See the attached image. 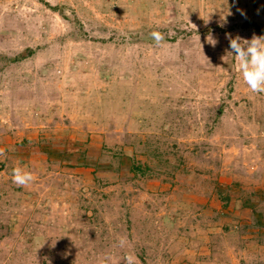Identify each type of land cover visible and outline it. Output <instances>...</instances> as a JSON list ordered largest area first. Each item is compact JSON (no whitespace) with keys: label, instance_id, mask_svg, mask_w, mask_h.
Here are the masks:
<instances>
[{"label":"rangeland","instance_id":"1","mask_svg":"<svg viewBox=\"0 0 264 264\" xmlns=\"http://www.w3.org/2000/svg\"><path fill=\"white\" fill-rule=\"evenodd\" d=\"M45 3L86 35L72 39L81 31ZM256 26L264 0H0V264H196L240 246L238 207L223 200L264 171V94L228 36H262ZM75 143L101 164L122 150L123 171L98 169L99 186L93 167H69L77 154L57 153ZM17 166L34 182L15 185Z\"/></svg>","mask_w":264,"mask_h":264},{"label":"crops","instance_id":"2","mask_svg":"<svg viewBox=\"0 0 264 264\" xmlns=\"http://www.w3.org/2000/svg\"><path fill=\"white\" fill-rule=\"evenodd\" d=\"M24 142L29 143L27 140H24ZM254 172H250V177L246 181L249 195H245L241 199H237V201L229 196H225V200H223L226 201L225 205H227L228 198V205L233 202V205L238 207L237 224L244 229L240 246L231 244L230 247H226V250H229L228 254H225L224 250L216 254L207 252V250H204L202 254H197L196 252L193 257L194 263L222 264L221 261L223 259L227 262L228 258H226V255H228L231 264H237L238 260L239 263L241 262L242 258L240 255H242L244 256V261L246 258L253 259L257 257L259 259L258 263L264 264V171L260 170L259 176L253 174ZM256 178L259 181H255ZM228 230L235 232L231 224ZM245 263L248 264L247 261Z\"/></svg>","mask_w":264,"mask_h":264},{"label":"clouds","instance_id":"3","mask_svg":"<svg viewBox=\"0 0 264 264\" xmlns=\"http://www.w3.org/2000/svg\"><path fill=\"white\" fill-rule=\"evenodd\" d=\"M193 27L195 28V25H193ZM150 35L157 46L165 41V35L160 31H152ZM174 35V31L170 30L168 32L169 39ZM228 39L229 47L231 49L228 53L233 54L237 63L238 71L242 73L244 82L253 93L264 94V36L253 34L251 39H243L239 36L232 38L229 35ZM198 40L200 41L199 35ZM207 41L212 46H215L218 43V41L211 35L207 37ZM225 57H222V59L225 60ZM4 155L5 150L0 149V157ZM11 178L12 182L18 187H27L35 180L32 172L19 166L12 169ZM126 243V237L119 239L120 247H124ZM136 260L137 258L135 255L131 253L125 254L122 258L124 264H136ZM98 264H105V260H99Z\"/></svg>","mask_w":264,"mask_h":264},{"label":"trees","instance_id":"4","mask_svg":"<svg viewBox=\"0 0 264 264\" xmlns=\"http://www.w3.org/2000/svg\"><path fill=\"white\" fill-rule=\"evenodd\" d=\"M45 5L51 9L52 11H55L56 13H58L64 20H67L68 22H70V24L76 28L79 29L81 31V35L80 36H75L73 35L72 39L74 40H78L83 38L86 34L83 31V26L80 24L79 19L77 18L76 15H68L66 14V7H59V6H51L50 4L45 3ZM257 29V33H259L260 35L264 36V28H260L259 26H256ZM147 36L149 37L146 41H148L151 44H156L155 41L152 39L151 35L148 33ZM140 36H138L137 34V39H139ZM144 39V38H142ZM145 41V40H144ZM20 57H26V55H22ZM23 144H21V146H25L27 144V142H22ZM74 148L77 150H72V152L69 151H58L57 153H61L63 154L62 157L66 160L71 161L72 157H74L75 154H77V158H76V162H69V167L71 168H75L78 167V165L80 167H84V168H89V167H93L94 168V179L95 182L99 185V186H107L109 182H105L106 180L104 178L101 177H97L96 176V172L99 171L98 169H102L104 168L107 171H114L116 173L117 176H119V174L123 171L124 169V159H125V153L122 152V150L117 149L116 151H112V156L109 158L108 162L106 164H101L100 160H94V159H89L88 156L86 154L87 151L83 150L78 143H75ZM107 147L104 146V149H106ZM82 149V150H81ZM49 153V152H48ZM51 153L53 154V152L51 151ZM103 154V153H102ZM127 160H129V171L130 172H136V174H142L144 175L146 172L149 170V167H142L141 164H137L136 159L134 157H127ZM77 165V166H76ZM228 198H227V204H228Z\"/></svg>","mask_w":264,"mask_h":264}]
</instances>
